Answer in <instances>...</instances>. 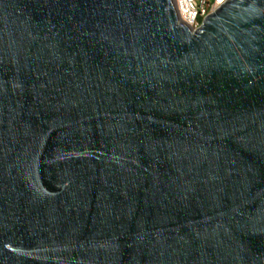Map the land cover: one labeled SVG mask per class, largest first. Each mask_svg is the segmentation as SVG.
I'll return each mask as SVG.
<instances>
[{
  "label": "water",
  "instance_id": "water-1",
  "mask_svg": "<svg viewBox=\"0 0 264 264\" xmlns=\"http://www.w3.org/2000/svg\"><path fill=\"white\" fill-rule=\"evenodd\" d=\"M0 264H264V0H0Z\"/></svg>",
  "mask_w": 264,
  "mask_h": 264
},
{
  "label": "built area",
  "instance_id": "built-area-1",
  "mask_svg": "<svg viewBox=\"0 0 264 264\" xmlns=\"http://www.w3.org/2000/svg\"><path fill=\"white\" fill-rule=\"evenodd\" d=\"M226 0H173L178 18L191 30L201 25L203 17Z\"/></svg>",
  "mask_w": 264,
  "mask_h": 264
}]
</instances>
